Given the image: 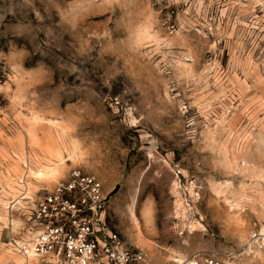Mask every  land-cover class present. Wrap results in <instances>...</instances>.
Instances as JSON below:
<instances>
[{"label": "rangeland", "instance_id": "1", "mask_svg": "<svg viewBox=\"0 0 264 264\" xmlns=\"http://www.w3.org/2000/svg\"><path fill=\"white\" fill-rule=\"evenodd\" d=\"M74 168L148 264H256L264 0H0V264Z\"/></svg>", "mask_w": 264, "mask_h": 264}, {"label": "built area", "instance_id": "2", "mask_svg": "<svg viewBox=\"0 0 264 264\" xmlns=\"http://www.w3.org/2000/svg\"><path fill=\"white\" fill-rule=\"evenodd\" d=\"M106 204L102 181L81 168L72 169L36 202L29 217L36 232L15 243L17 254L25 264H148L142 248L128 246L111 229ZM244 253L264 264V220L249 224ZM163 264L225 263L215 250Z\"/></svg>", "mask_w": 264, "mask_h": 264}, {"label": "water", "instance_id": "3", "mask_svg": "<svg viewBox=\"0 0 264 264\" xmlns=\"http://www.w3.org/2000/svg\"><path fill=\"white\" fill-rule=\"evenodd\" d=\"M119 187H120V185H117V186L115 187V189H114L111 193H109V194L107 195V197H106V201L109 200V198H110L112 195H114V194L118 191Z\"/></svg>", "mask_w": 264, "mask_h": 264}]
</instances>
